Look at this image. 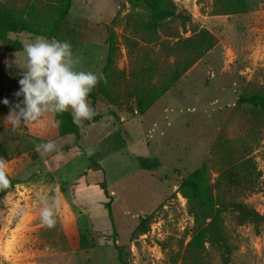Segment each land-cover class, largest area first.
<instances>
[{
  "label": "rangeland",
  "instance_id": "rangeland-1",
  "mask_svg": "<svg viewBox=\"0 0 264 264\" xmlns=\"http://www.w3.org/2000/svg\"><path fill=\"white\" fill-rule=\"evenodd\" d=\"M55 1L0 3L18 10L32 6L40 14L42 7ZM173 1L189 19L154 26L142 2L72 0L55 39L68 41L81 58L80 68L93 72H102L109 45L113 47L117 71L110 77L109 89L110 96L121 103L109 102L99 91V83L91 92L94 101L89 98V102L98 112L114 110L118 119L84 120L78 123L77 138L68 134L56 144L63 149L76 141L85 152L91 149L103 174L89 167L82 151L71 152L55 169L48 167V152L38 153L36 147L3 160L8 175L18 182L0 200V264H221L218 252L195 229L187 201L178 192L181 180L202 165L215 179L227 166L250 159L255 165V187L231 195L264 214V111L237 103L241 94L264 93V0H243L244 9L233 13H224L226 0ZM200 30L214 38L211 49L139 115L128 89L141 80L132 76L133 71L156 58L152 81L163 78L175 57L164 58L160 42L188 38ZM9 37L19 39L22 50H6L0 42V62L17 70L12 62L15 56H24V45L47 38L29 32ZM18 81L0 82V108L10 127L8 114L23 99L15 95ZM5 99L8 104L2 102ZM33 124L16 128L14 146L24 145L20 136ZM138 156L156 157L160 164L142 169ZM103 177L113 197L114 235L107 210L100 203H90L94 189L85 186L89 182L95 188ZM79 178L83 180L78 182ZM73 183L85 203L74 199ZM53 199L58 203L56 209ZM45 207L56 211L53 227L41 221ZM142 217L149 218L148 229L135 233ZM224 224L231 261L264 264V224L237 225L230 216Z\"/></svg>",
  "mask_w": 264,
  "mask_h": 264
},
{
  "label": "trees",
  "instance_id": "trees-1",
  "mask_svg": "<svg viewBox=\"0 0 264 264\" xmlns=\"http://www.w3.org/2000/svg\"><path fill=\"white\" fill-rule=\"evenodd\" d=\"M134 1L142 2L150 10V17L154 26L157 23H165L166 20L189 19L182 11L177 9L173 0ZM71 5L72 0H56L54 4H46V6L42 7V12L37 9L41 12L38 14L35 10L36 8L34 7V9L32 6L18 10L12 4L0 3V42L3 48L9 51L22 50L21 41L17 38L9 37V34L29 32L47 38H57L62 22L67 16ZM243 9V0H226V10L224 13H233ZM48 15L52 16L50 20L48 18L36 17ZM160 44L164 58L167 59V57L172 55L175 57L169 66V72L164 76L160 75L163 78H157L159 80L152 81L155 74L153 66L156 61V58H153V62H149L148 65L143 66L140 71L136 68L135 72L133 71L132 73V76H136L142 81H134L132 85L128 86L130 96L135 99V111L139 115H143L157 99L177 83L180 77L199 58L211 49L214 44V38L205 30H200L188 38H179L174 42L164 39ZM115 71L117 70L114 67L113 47L109 45L106 62L102 70L106 82L101 81L98 86L99 91L109 102H116V104L120 105L121 101L115 100L113 96H110L112 93V90L109 89L110 77ZM20 74V70L11 65L9 66V64L0 62V82L12 78L19 80L21 78ZM121 74L123 73L121 72ZM115 95L117 98L118 94L115 93ZM89 98L94 101L95 95L90 93ZM237 103L251 105L264 111V93L241 94L237 99ZM95 112L96 115L91 119L92 122L108 116L118 119V115L114 110ZM5 113L0 108V159L3 160L68 134H74L76 138L79 135V124L73 121L70 111L62 114L46 113L40 121L34 122L33 125L35 126L31 127L28 133L20 136V142H23L24 145L20 147L14 146V140L18 131L7 125L8 121L5 120ZM74 151H82L89 161V167L95 166L103 174L100 164L89 153L85 152L76 141L48 157V167L53 169L60 166L67 160L66 158L70 157L71 152ZM137 161L138 166L142 169H155L160 164L156 157L150 159L138 156ZM87 173L88 170L83 175L87 176ZM9 177L11 179V187L0 191V200L18 182L17 179ZM81 179L79 178L77 181L80 182L83 180ZM256 179L255 165L250 159H244L222 169L215 179H211L207 167L202 165L183 178L179 184L178 192L187 201L188 213L193 218L195 229L199 234L206 237L210 248L218 252L221 264H234L231 261L232 247L225 234L224 223L228 216L237 225L252 223L257 227L261 223L264 224V214L259 213L253 207L241 200H237L234 195H231L233 191L252 190L256 185ZM76 186L73 183L72 194L74 199L78 203H85L86 201L83 202L78 195ZM85 186H88L90 189L92 188V190L94 189L93 193H90V196L94 198H97L98 195L102 196L101 199L99 198V203L107 210L112 225V234L114 235L113 197L106 190L105 178L103 177L95 188L89 182H86ZM103 197L106 198L105 202L102 201ZM148 219V217L140 218L134 232L145 233L148 229ZM112 242L115 245V241L112 240ZM118 257L120 258L119 255Z\"/></svg>",
  "mask_w": 264,
  "mask_h": 264
},
{
  "label": "clouds",
  "instance_id": "clouds-1",
  "mask_svg": "<svg viewBox=\"0 0 264 264\" xmlns=\"http://www.w3.org/2000/svg\"><path fill=\"white\" fill-rule=\"evenodd\" d=\"M23 51L24 56H15L12 62L21 73L18 81L20 87L15 95L23 96L8 114L13 129L26 127L28 122H38L46 113L62 114L70 111L76 123L91 120L96 115L89 102V94L98 83L106 82V78L103 72L82 70L81 58L74 53L68 41L38 38L26 43ZM2 102L9 103L7 99ZM55 149L53 141L36 147L38 153ZM9 187L11 179L3 159H0V191ZM40 201L46 202V197L40 196ZM53 207H58L55 199ZM55 215L56 211L48 207L40 212L42 223L48 227L54 226Z\"/></svg>",
  "mask_w": 264,
  "mask_h": 264
},
{
  "label": "crops",
  "instance_id": "crops-1",
  "mask_svg": "<svg viewBox=\"0 0 264 264\" xmlns=\"http://www.w3.org/2000/svg\"><path fill=\"white\" fill-rule=\"evenodd\" d=\"M67 135H65L64 137L62 136V137H59V138H57V139H55V140H53V142L55 143V145L57 144V143H59L60 141H62V140H64L65 139V137H66ZM56 147L58 148V150H56V151H52V152H48V157H50L51 155H53L54 153H56L57 151H59L61 148H59V147H63V145L61 144V145H56ZM60 166H58V167H55V168H59ZM55 168H53V169H55ZM73 195V194H72ZM91 197V198H90ZM101 195H98V197L97 198H100L101 199ZM89 198H90V203L91 204H99V201H96V202H93V200L95 199L94 197H92V196H89ZM106 210V209H105Z\"/></svg>",
  "mask_w": 264,
  "mask_h": 264
}]
</instances>
